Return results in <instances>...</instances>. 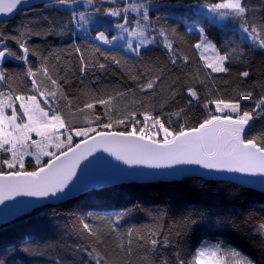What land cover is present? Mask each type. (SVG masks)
<instances>
[{
  "label": "trees",
  "instance_id": "16d2710c",
  "mask_svg": "<svg viewBox=\"0 0 264 264\" xmlns=\"http://www.w3.org/2000/svg\"><path fill=\"white\" fill-rule=\"evenodd\" d=\"M219 2L94 0L86 12L100 11L91 15L83 27H78L72 17L73 11H85L79 5L67 8L50 2L20 10L11 19L0 21V33L18 55L22 52L16 41L26 44L30 50L28 63L5 59L0 71L6 80L0 82V91L31 94L29 68L37 73L38 81L50 87L39 71L43 66L59 82L66 99L58 96L57 102L65 113L69 101L75 111L96 98L114 97L112 107L116 110L139 113L147 109L152 115L160 116L166 126L170 120L171 130H178L181 124L197 126L207 114L203 104L208 100L234 99L240 92L249 91L253 100L243 101L242 107L251 111L255 101L264 96V48L253 45L242 26H254L264 37V2L243 0L247 9L244 17H221L217 13V21L209 23L208 9L200 6ZM130 3L149 7L147 22L143 21L142 13L129 12V24L134 28L135 20L147 23V34L156 36L157 42L139 49L138 54L99 45L95 41L99 31L110 37L115 24L123 22L122 16L108 19L107 10ZM186 23L204 26L221 53L224 50L234 53L226 62L229 72L212 73L203 66L193 47L198 42V33L188 31ZM161 29L179 54L188 57L187 62L178 59L175 65L171 63L167 49L160 42ZM242 71L250 75L241 77ZM152 80L156 81L153 89L141 90ZM189 86L196 88L199 102L188 103ZM104 111L103 106L96 104L94 114L87 113L94 121L93 127H96L95 115L107 121ZM73 119L76 126H83L82 114ZM113 130H123V126L117 129L114 125ZM248 131L250 135L264 136V110L254 113ZM84 224L97 235L85 230ZM262 226L264 193L253 188L199 177L119 183L58 204L44 205L0 225V264H96L93 255H89L94 249L105 256L107 264H177V257L189 261L202 242L219 241L236 248L252 264H264ZM98 238H103V245L98 243ZM151 239L158 241L155 249ZM129 240L132 251L126 254L118 245L126 250Z\"/></svg>",
  "mask_w": 264,
  "mask_h": 264
},
{
  "label": "snow or ice",
  "instance_id": "6c2138e0",
  "mask_svg": "<svg viewBox=\"0 0 264 264\" xmlns=\"http://www.w3.org/2000/svg\"><path fill=\"white\" fill-rule=\"evenodd\" d=\"M51 2L72 8L79 0ZM111 2L115 3L116 0ZM93 3L94 0H84L85 6ZM25 4H28V0H0V14H14L15 11L23 10ZM200 7L207 8L210 13H218L221 17L226 15L244 17L247 11L243 0H220L219 3ZM141 10L142 19L147 22L148 7L144 3L109 8L105 13L108 17L122 16L123 22L116 23L115 27L120 29L121 33L128 34L127 48L137 54L141 46L157 42L156 36L149 38L147 35V23L141 24L140 20H135L136 26L129 30L128 13L141 14ZM99 11V9H95L94 13L73 11V21L78 27H83L89 23L91 15ZM209 23L215 21L210 20ZM190 30L198 33V42L193 47L199 53L203 66L212 73L229 72L230 68L226 66V62L230 61L234 53L228 50L221 53L216 44L209 39L204 26L194 24ZM242 31L253 45L264 48V37H261L256 27L242 26ZM158 35L162 38L160 42L167 49L172 64L175 65L178 59L188 61L187 56L179 54L174 48L173 42L163 29L159 30ZM135 37L139 40L134 47L132 38ZM95 39L104 44H111L112 41L123 39V35L113 36L109 40L104 31H99ZM16 43L22 54L18 55L11 50L5 43V37L0 33V64L7 58L28 63L29 48L20 40ZM35 54L31 52V55ZM100 67L103 68L104 65ZM39 71L50 82V87L44 86L42 80L38 81L37 73L29 68L27 75L31 78L29 89L31 94L0 91V205L15 197L43 200L67 195L66 189H69L73 178L77 176L81 162L87 160L97 150L108 153L115 160L128 166L159 169L194 165L210 171L264 177V136L250 135L248 131L254 113L257 110H264V96L255 101L251 111L242 107L243 101L253 100L251 91L240 92L238 98L234 99L208 100L203 104L207 114L197 126L186 127L181 124L178 130H171L170 120L166 126V122L160 116L152 115L147 109L139 113L127 109L123 112L116 110L112 107L114 97L96 98L94 102H86L82 108L77 107L75 111L72 110L69 101L65 105L67 108L65 113L57 102L58 96L66 99L58 80L49 74L47 67L42 66ZM239 75L247 78L250 74L248 71H242ZM5 80L4 72L0 71V82ZM155 83V80L149 81L141 90L153 89ZM187 94L190 98L189 104L193 101L199 102L200 97L194 86L187 87ZM96 104L104 107L103 116L107 117V121L104 122L100 115H95L96 127H93L94 121L87 113L94 114ZM77 114L83 115V126H76L73 118ZM114 125L117 129L123 126V130H113ZM83 228L90 234L97 235L88 224H84ZM98 243L103 245V238H98ZM150 243L155 249L158 241L151 239ZM128 244L126 250L123 245L118 247L126 254H131L130 240ZM89 255H93L96 264H107L105 256L95 249ZM177 264H252V262L236 248L219 241L214 244L202 242L194 250L189 261L177 257Z\"/></svg>",
  "mask_w": 264,
  "mask_h": 264
},
{
  "label": "water",
  "instance_id": "95a60500",
  "mask_svg": "<svg viewBox=\"0 0 264 264\" xmlns=\"http://www.w3.org/2000/svg\"><path fill=\"white\" fill-rule=\"evenodd\" d=\"M51 0H28L23 9L39 3H50ZM31 5V6H29ZM20 11V10H19ZM14 14H0V21L9 20ZM185 177H199L206 180L229 181L264 193V177L248 176L240 173L210 171L194 165H180L174 168H148L146 166H128L102 150H97L87 160L81 162L77 176L66 189L67 195L59 198L37 199L33 197H15L0 205V225L6 224L27 212L47 204H58L75 198L91 190L112 187L119 183L155 182L180 180Z\"/></svg>",
  "mask_w": 264,
  "mask_h": 264
},
{
  "label": "rangeland",
  "instance_id": "374dc122",
  "mask_svg": "<svg viewBox=\"0 0 264 264\" xmlns=\"http://www.w3.org/2000/svg\"><path fill=\"white\" fill-rule=\"evenodd\" d=\"M121 1H122V0H121ZM123 1H127V3H129V2H135V1H140V0H123ZM262 1L264 2V0H262ZM77 5H79L80 7H82L85 11H88L89 8H90V5L85 6L84 1H83V2H79V3H77L76 5H73L72 7H75V6H77ZM147 7H148V6H147ZM148 8H149V7H148ZM141 13H142V10H141ZM135 14L138 15L137 13H135ZM106 17H107L108 19H110V20H116V19L119 18V17H108V16H106ZM207 18H208V20H214V21H217V18H218V17H217V13H210V12L207 10ZM186 25H187V30H188V31H190V32H196L195 30H190L192 24H188V23H186ZM128 28H129V30L131 31V29L133 28V26L130 25V24H128ZM113 32H114L113 35L110 36V37H108L109 40H111L113 36H120V35H123V39H117V40H115V41H112L111 44H104V43H102V42H100V41H97L96 39H95V41H96L99 45H101V46H103V47H105V48L119 49V50L124 51L125 53L130 54L132 51H130V50L127 48V44H126L127 40L129 39L128 34H127V33H121V30H120V29H117L115 26H114V28H113ZM196 33H197V32H196ZM147 35H148V34H147ZM148 36H149V35H148ZM149 38H150V36H149ZM138 40H139L138 37L132 38V42H133V46H134V47H135V45L138 43ZM149 45H151V44H149ZM149 45H147V46H149ZM147 46H141L140 49H141V48H144V47H147ZM198 54H199V53H198ZM77 139H78V138H77ZM45 159H47V158H45Z\"/></svg>",
  "mask_w": 264,
  "mask_h": 264
}]
</instances>
